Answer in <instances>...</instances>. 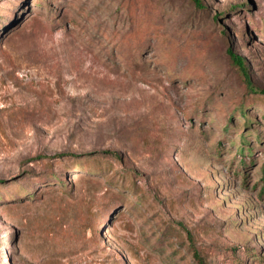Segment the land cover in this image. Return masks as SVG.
<instances>
[{
	"label": "rangeland",
	"instance_id": "rangeland-1",
	"mask_svg": "<svg viewBox=\"0 0 264 264\" xmlns=\"http://www.w3.org/2000/svg\"><path fill=\"white\" fill-rule=\"evenodd\" d=\"M201 3L0 0V264H264V0Z\"/></svg>",
	"mask_w": 264,
	"mask_h": 264
},
{
	"label": "trees",
	"instance_id": "trees-1",
	"mask_svg": "<svg viewBox=\"0 0 264 264\" xmlns=\"http://www.w3.org/2000/svg\"><path fill=\"white\" fill-rule=\"evenodd\" d=\"M194 2L198 5V6H202L201 0H194ZM229 53L231 54L232 58L234 59V61L239 65V67L241 68L242 72L247 76V68L244 62V59L242 57H240L239 55L235 54L232 49H229ZM193 256L194 259L196 261L197 264H207L206 259L204 258V256L201 254V252L198 250V248L195 246L193 247Z\"/></svg>",
	"mask_w": 264,
	"mask_h": 264
}]
</instances>
